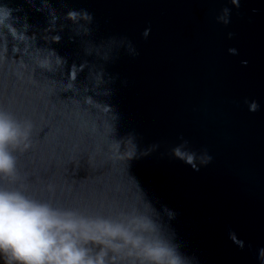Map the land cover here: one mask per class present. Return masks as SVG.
<instances>
[{
    "label": "water",
    "instance_id": "95a60500",
    "mask_svg": "<svg viewBox=\"0 0 264 264\" xmlns=\"http://www.w3.org/2000/svg\"><path fill=\"white\" fill-rule=\"evenodd\" d=\"M0 110L32 124L0 187L123 224L104 264H264V0H0Z\"/></svg>",
    "mask_w": 264,
    "mask_h": 264
},
{
    "label": "clouds",
    "instance_id": "9594fccd",
    "mask_svg": "<svg viewBox=\"0 0 264 264\" xmlns=\"http://www.w3.org/2000/svg\"><path fill=\"white\" fill-rule=\"evenodd\" d=\"M251 108L255 110L257 104L253 102ZM111 133L114 142L120 144L126 139L131 146V151L120 159H132L138 147L135 134L121 136L115 126H111ZM31 134L30 121L0 110V175L14 172V153L22 143L27 147ZM177 155L181 153L177 151ZM139 227L154 231V226ZM117 238L132 242L128 229L119 222L86 216L75 208L30 198L19 189L0 187V253L8 257L6 264H104L103 255H90L86 245L94 243L103 251L109 241ZM136 241L144 244V254L151 264H180L175 250L162 240L137 237ZM260 254L264 256V249Z\"/></svg>",
    "mask_w": 264,
    "mask_h": 264
}]
</instances>
